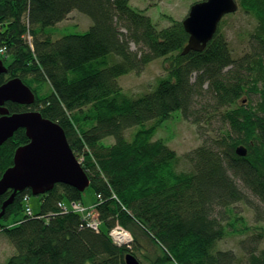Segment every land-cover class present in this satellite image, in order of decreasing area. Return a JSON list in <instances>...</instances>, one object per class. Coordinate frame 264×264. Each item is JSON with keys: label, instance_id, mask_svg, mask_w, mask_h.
Listing matches in <instances>:
<instances>
[{"label": "trees", "instance_id": "obj_1", "mask_svg": "<svg viewBox=\"0 0 264 264\" xmlns=\"http://www.w3.org/2000/svg\"><path fill=\"white\" fill-rule=\"evenodd\" d=\"M237 1L257 24L236 57L220 25L203 51L183 55L182 21L159 29L131 0H0V58L8 66L0 85L21 77L36 94L31 106H6L58 122L95 193L86 204V191L58 183L39 195L40 212L0 221L16 248L3 264H126L128 253L141 264H264V0ZM75 9L92 25L54 40L48 28ZM160 58L165 74L154 86L138 94L123 88V76ZM177 111L202 141L182 156L154 139ZM28 142L21 128L3 144L0 178ZM241 145L246 156L236 152ZM182 159L190 170H177ZM11 193L0 196V211ZM31 195L19 192L4 217L24 211ZM73 201L98 214L100 231L85 226L83 214L63 212L61 204ZM117 225L132 244H114L109 232ZM231 232L249 234L239 241L242 255L219 247ZM142 235L155 245L153 256L142 251Z\"/></svg>", "mask_w": 264, "mask_h": 264}, {"label": "water", "instance_id": "obj_2", "mask_svg": "<svg viewBox=\"0 0 264 264\" xmlns=\"http://www.w3.org/2000/svg\"><path fill=\"white\" fill-rule=\"evenodd\" d=\"M238 9L237 0H202L192 4L188 16L182 21L189 34L182 54L203 51L217 33L222 19ZM7 71L8 66L0 58V76ZM9 101L31 106L36 101V94L21 77H14L0 85V151L3 144L21 128L25 129L29 139L28 143L16 148L13 164L0 178V196L12 190L2 204L0 220L8 206L14 203L17 194L26 189H30L33 195H42L58 183L81 192L91 185L64 128L38 110L12 113L6 106ZM236 152L239 156H246L248 150L241 145ZM125 263L141 264L132 253L126 254Z\"/></svg>", "mask_w": 264, "mask_h": 264}, {"label": "rangeland", "instance_id": "obj_3", "mask_svg": "<svg viewBox=\"0 0 264 264\" xmlns=\"http://www.w3.org/2000/svg\"><path fill=\"white\" fill-rule=\"evenodd\" d=\"M198 1L202 0H131L130 4L136 10L145 11V13L152 18L153 22L157 24V27L162 29L171 25V21H183L188 16L192 4ZM92 23L93 21L88 14L75 9L69 13L66 19L55 26L49 27L48 30L53 39L57 40L68 34L85 33ZM256 24L257 21L255 17L247 14L240 7L237 12L229 14L222 19L220 27L230 42V47L236 57L247 51L248 35L249 32L255 29ZM132 48L136 49L135 44H132ZM164 74L163 58H160L149 63L141 73L132 72L123 76L120 82L126 91L138 94L154 86L157 79ZM41 87H44L42 93L47 94L49 92V85L46 82H44ZM135 129H130L128 135L131 136ZM154 139H162L171 148L175 149L180 156L202 144L199 134L197 133V126L185 120L179 111L174 112L169 120L161 124ZM110 140L113 141V138L110 137L106 141ZM190 169L191 164L185 159H182L177 166L178 171H187ZM239 183H241L240 180ZM93 198H95L94 191L91 188L87 189L83 198L84 202L88 204ZM27 205H29L35 213L40 212L42 199L39 195L32 194L29 200L24 201V206ZM240 210L246 217L248 223L254 224L250 210H246L244 206H240ZM24 215V211L18 214L13 213L8 218L4 217L0 221L14 224V222L18 221ZM96 216H98V214L94 213L92 217L94 218ZM246 236L231 232L229 236L218 242L220 245L219 247L224 250H235L238 254L242 255L239 249V241ZM141 239L142 251L153 256L156 250L155 245L145 235H142ZM262 246H264V242ZM15 253L16 248L14 245L3 233H0V264L5 263Z\"/></svg>", "mask_w": 264, "mask_h": 264}, {"label": "built area", "instance_id": "obj_4", "mask_svg": "<svg viewBox=\"0 0 264 264\" xmlns=\"http://www.w3.org/2000/svg\"><path fill=\"white\" fill-rule=\"evenodd\" d=\"M29 44L33 46L32 43V36H28ZM1 53H5L6 48H2ZM30 199V196L24 197V201H27ZM61 207L63 209V212L69 211L71 209L75 212H80L84 216V220L86 222L85 226L91 227L97 232L100 231L101 221L98 219V216L92 217L95 211H87V207L82 205L81 203H78L76 201L71 202L70 204H61ZM24 212L26 215H33V209L27 205L24 207ZM112 241L115 244L122 245V244H131L133 241V237L131 235V232L127 229L117 225L115 226L110 232H109Z\"/></svg>", "mask_w": 264, "mask_h": 264}, {"label": "flooded vegetation", "instance_id": "obj_5", "mask_svg": "<svg viewBox=\"0 0 264 264\" xmlns=\"http://www.w3.org/2000/svg\"><path fill=\"white\" fill-rule=\"evenodd\" d=\"M9 102H11V101H9Z\"/></svg>", "mask_w": 264, "mask_h": 264}]
</instances>
